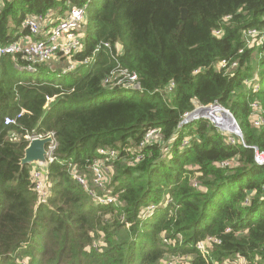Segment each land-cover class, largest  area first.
Instances as JSON below:
<instances>
[{
  "label": "trees",
  "instance_id": "obj_1",
  "mask_svg": "<svg viewBox=\"0 0 264 264\" xmlns=\"http://www.w3.org/2000/svg\"><path fill=\"white\" fill-rule=\"evenodd\" d=\"M68 3L88 4L83 49L73 58L88 64L61 75L48 62L30 78L19 55L0 57V264H162L185 256L179 264H264V169L253 159L254 148L264 152V125L249 119L252 101L264 119V46L249 48L243 37L264 31V0H1L0 45L29 36L28 18H62ZM222 60L237 65L225 73ZM117 67L135 74L139 89L109 86ZM255 73L253 93L246 82ZM215 105L241 132L234 144L202 118L178 127L195 106ZM21 109L29 114L5 126ZM149 130L162 142L134 163L131 151ZM50 133L56 159L49 195L36 208L32 167L20 160L26 136ZM100 149L116 152L107 188L121 191L117 204H94L71 178L69 164L89 183ZM225 161L235 165L217 166ZM149 205L155 209L145 214ZM207 237L221 244L204 257L196 244Z\"/></svg>",
  "mask_w": 264,
  "mask_h": 264
},
{
  "label": "built area",
  "instance_id": "obj_2",
  "mask_svg": "<svg viewBox=\"0 0 264 264\" xmlns=\"http://www.w3.org/2000/svg\"><path fill=\"white\" fill-rule=\"evenodd\" d=\"M87 3L83 5H75L68 3V10L64 13V16L60 19H54L51 15L47 17H32L25 20L24 24L29 32V36L23 37L14 43L7 45H0V57L5 55H19L23 62V70L34 73L37 70V67L41 64L48 63L50 61L61 62V65L64 62L63 67L61 68V75H64L68 72L73 71L79 64L86 65L89 62V59L78 63L73 60L75 55L83 49V35L82 28L85 22ZM1 7V0H0ZM221 29L214 30L212 34L214 36H219ZM244 41L247 47H258L264 46V31L256 29H248L243 32ZM105 48H110L109 44H103ZM117 52L120 51V46L115 45ZM99 50V47L94 51L93 55ZM241 51H239L240 53ZM93 60V59H92ZM58 64V63H57ZM236 62H230L229 60H222L218 64L220 69H224L225 73H229L230 70L236 67ZM123 73V77L120 76V80L116 83L112 82L117 79V77L111 78L109 86L119 87L122 89H139V84L137 82V76L135 74H129L125 70L117 69L111 73V77L115 74ZM109 79L105 80V83H108ZM247 86L252 90L253 93L259 90V78L255 73L253 78L246 82ZM173 88V84L167 87L169 91ZM202 106H195V109L190 113H185L182 117V121L179 123L178 127L185 125L196 119H205L203 115L199 114L197 110L201 109ZM208 108L214 107L219 109L217 105L207 106ZM250 108V122L254 128H259L264 125V119L262 116V109L258 102L252 101L249 103ZM28 113L26 110L21 109L16 117H5L4 125H17L18 119L22 115ZM29 114V113H28ZM207 120L209 123H212L210 120ZM216 128L219 129L220 133L225 137L226 141L230 144H234L236 139L233 136H236L238 139H241L237 135V132H232V130H226L218 127L216 124L212 123ZM230 125V124H229ZM228 125V126H229ZM232 128V127H231ZM51 136L53 142L46 146V159L48 163H52L56 158L54 156V151L56 149V141L52 133L46 135ZM45 136L34 135L26 136V140L30 141L32 138H43ZM157 142L159 145L162 142L161 135L159 130H149L144 135L140 144L136 150H132L131 153L134 154V163L141 161L143 158L142 150L153 143ZM188 141L186 139L182 140L181 146H186ZM161 150L163 154L168 153V147L162 146ZM254 162L261 166L264 169V152L259 151L254 148ZM99 158H95L91 165V174L89 183L85 177L79 176L75 170H73L72 165L69 164V170L71 172V178L81 186L86 193L91 197L92 201L96 205H110L117 204L121 191H115L108 189V185L111 181L113 170L111 162L116 157L115 151H108L106 149H100ZM235 165L233 161H225L217 164L218 167L226 168L232 167ZM31 180L34 194L36 196V205L37 208L39 205L43 204L48 195L50 182L48 178L47 169L32 167ZM91 186V187H90ZM193 186L201 191H205L204 188L198 186L196 182H193ZM171 201V200H168ZM154 205H149L145 214L151 213L154 211ZM229 230H226L228 232ZM221 240L217 237H207L206 239L198 242L196 244V249L198 252L206 257L209 255V251L215 245H220ZM185 257H176L170 260H164L163 264H179L186 262ZM187 259V258H186ZM179 260V261H178ZM189 264V263H184ZM254 264V263H252Z\"/></svg>",
  "mask_w": 264,
  "mask_h": 264
},
{
  "label": "water",
  "instance_id": "obj_3",
  "mask_svg": "<svg viewBox=\"0 0 264 264\" xmlns=\"http://www.w3.org/2000/svg\"><path fill=\"white\" fill-rule=\"evenodd\" d=\"M187 11L185 9H181V19L184 20L186 17ZM219 106V105H217ZM219 110L222 111V116H225L227 121L233 124L234 129L232 132H237V135L241 137V132L233 119L232 115L221 108L218 107ZM208 107H201V109L197 110V112L203 115L207 111ZM205 118V117H204ZM206 119V118H205ZM53 139L51 136H45L43 138H32L28 141L27 146L23 151V157L20 160V166H31L37 168H45L48 169L49 163L46 159L47 151L46 146L51 144Z\"/></svg>",
  "mask_w": 264,
  "mask_h": 264
},
{
  "label": "rangeland",
  "instance_id": "obj_4",
  "mask_svg": "<svg viewBox=\"0 0 264 264\" xmlns=\"http://www.w3.org/2000/svg\"><path fill=\"white\" fill-rule=\"evenodd\" d=\"M58 63V64H57ZM55 66H57L59 69H61L62 67H63V65H64V62H63V64H62V66H60L61 65V62H55ZM57 67H53L52 66V69L53 70H56V69H58ZM24 75H26L27 77H30V78H33V77H37V76H41V75H39V74H36V73H29V72H26V71H24ZM121 75H123V73H118V74H115L114 75V77H117V79L114 81V79H113V82L114 83H116L117 81H119L121 78H120V76ZM121 77H123V76H121ZM123 95H130V93L129 92H126V91H124L123 92ZM113 96H117V94H114ZM106 99H109V96H107L106 97ZM196 104V103H195ZM205 114H209V115H212L213 116V118L214 119H216L217 121H218V124H219V126L220 125H222V127L223 126H225L224 125V123H223V121H222V119L221 118H223L224 116H222V111L221 110H218V109H216V108H214V107H212V108H210L208 111H207V113H205ZM208 120H210L212 123H214V121H212L211 119H208ZM211 123V124H212ZM215 124V123H214ZM230 127H228V128H233V126L232 125H229ZM225 127H227V126H225ZM224 128V127H223ZM234 129V128H233ZM11 139L12 140H16L17 139V136H15V135H12V137H11ZM36 205V204H35ZM97 246V243L96 244H94V248ZM243 262V260H241V259H237L236 261H235V263L234 264H243L242 263ZM163 264V263H162Z\"/></svg>",
  "mask_w": 264,
  "mask_h": 264
},
{
  "label": "bare ground",
  "instance_id": "obj_5",
  "mask_svg": "<svg viewBox=\"0 0 264 264\" xmlns=\"http://www.w3.org/2000/svg\"><path fill=\"white\" fill-rule=\"evenodd\" d=\"M211 108H212V107H211ZM209 109H210V108H208L207 111H208ZM216 109H217V108H216ZM218 110H219V109H218ZM207 111H206L205 113H207ZM205 113L203 114V116H204L206 119H209L210 116L205 115ZM210 118L213 119L214 123H215L218 127H220V128H223V127H224L223 129H226V130H233V128H234L233 124H231L230 122H228L225 116H224L223 118H221V119H222L224 125L227 126V127H225V126L222 127V125L219 126L218 121H217L216 119H214L213 117H210ZM229 124L232 125L233 128H228V127H230V126H228Z\"/></svg>",
  "mask_w": 264,
  "mask_h": 264
},
{
  "label": "crops",
  "instance_id": "obj_6",
  "mask_svg": "<svg viewBox=\"0 0 264 264\" xmlns=\"http://www.w3.org/2000/svg\"><path fill=\"white\" fill-rule=\"evenodd\" d=\"M50 62H53V63H54L55 61H50ZM54 64H55V63H54Z\"/></svg>",
  "mask_w": 264,
  "mask_h": 264
}]
</instances>
